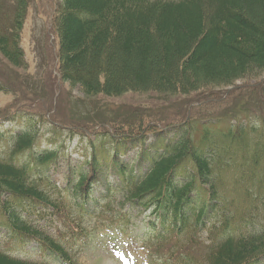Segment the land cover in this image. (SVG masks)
Segmentation results:
<instances>
[{
    "label": "trees",
    "instance_id": "16d2710c",
    "mask_svg": "<svg viewBox=\"0 0 264 264\" xmlns=\"http://www.w3.org/2000/svg\"><path fill=\"white\" fill-rule=\"evenodd\" d=\"M27 7L28 0L6 6V25L0 13V55L13 67L23 61ZM54 19L62 83L86 97L190 100L178 121L143 123L136 109L120 121L113 114L86 122L92 136L76 161L59 137L81 125L43 120L50 128L41 136L36 118L28 119L0 157V233L76 264L77 239L129 223L128 205L154 214L157 248L186 252L183 263L264 264V217L253 221L245 210L264 197V0H60ZM227 87L229 108L218 113L221 105L204 96ZM201 106L208 114L190 117ZM53 169L64 170L63 187ZM0 264L47 263L0 249Z\"/></svg>",
    "mask_w": 264,
    "mask_h": 264
},
{
    "label": "rangeland",
    "instance_id": "374dc122",
    "mask_svg": "<svg viewBox=\"0 0 264 264\" xmlns=\"http://www.w3.org/2000/svg\"><path fill=\"white\" fill-rule=\"evenodd\" d=\"M13 1L2 0L0 13L5 25L6 6L10 7ZM59 3L60 0H28L23 27L20 31V46L23 53L21 65L13 67L0 55V82L5 86V90L0 92V157L6 154V140L10 132L26 126V122L32 117L36 118V126L42 128L41 136H44L50 128V125L43 124V120L65 125L64 129L72 124L81 125L73 128V135H69L66 131L60 133L59 140L64 142V146L67 147L66 155L72 161H76L81 154L80 145L85 141L82 137L92 136L90 131L84 128L88 127L85 123L90 120L106 122L109 116L116 114L120 121L136 109L145 115L143 123L148 120H161L160 122L165 123L166 119L178 121L183 118L187 102L190 100L185 97L162 96L154 92L126 93L118 98L86 97L77 87L72 88L67 83H62L55 73L56 60L53 58L57 50L53 23ZM254 80L246 81L254 84ZM243 84L242 80H238L235 85L243 86ZM229 89L230 87L215 89L210 95H205L207 104L219 103L221 106L218 113L228 109L229 106L223 102L222 92ZM204 113L208 114L201 106V109L198 107L190 109L189 115L198 120ZM149 115L151 117H148ZM37 116L40 117L39 120ZM6 117H11V122H8ZM45 140V137L41 138L42 147L46 145ZM48 174L54 182L63 184V169L49 170ZM262 200L264 202V197ZM263 202L246 207L245 210L248 211L246 217L253 221L263 220ZM131 213L134 216L132 228L141 227L144 217L141 211L132 210ZM147 219L148 217L145 216V222ZM58 224L60 225V222ZM255 225L260 226V224ZM70 227L69 224H65L61 232L66 235ZM109 228L100 229L94 232L87 242L76 243L73 246V254L79 264H123L127 257L134 258L138 264H150V258L154 257L141 247L140 241H130ZM0 249L12 256L30 261L62 264L60 259L40 250L36 243L13 241L6 238L4 232L0 233ZM177 255V252H165L164 256L168 258L167 264H183L182 261L175 260Z\"/></svg>",
    "mask_w": 264,
    "mask_h": 264
}]
</instances>
